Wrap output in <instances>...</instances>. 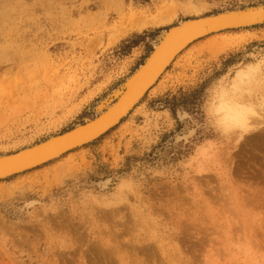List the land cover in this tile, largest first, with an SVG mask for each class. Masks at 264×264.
I'll use <instances>...</instances> for the list:
<instances>
[{
    "label": "rangeland",
    "instance_id": "obj_1",
    "mask_svg": "<svg viewBox=\"0 0 264 264\" xmlns=\"http://www.w3.org/2000/svg\"><path fill=\"white\" fill-rule=\"evenodd\" d=\"M257 6L0 0V155L97 116L169 28ZM263 93L264 20L193 40L114 126L0 178V264H264V129L219 109L263 120Z\"/></svg>",
    "mask_w": 264,
    "mask_h": 264
},
{
    "label": "bare ground",
    "instance_id": "obj_2",
    "mask_svg": "<svg viewBox=\"0 0 264 264\" xmlns=\"http://www.w3.org/2000/svg\"><path fill=\"white\" fill-rule=\"evenodd\" d=\"M169 18L170 15H167L164 18V20L167 22ZM262 20H264V6H257L252 8L250 7L245 8L242 10H229L220 13L219 15L189 19L179 23L178 25H175L174 27H171L168 31L164 32L162 38L155 45V48L148 56V58L144 61V63L126 80V82L123 84L122 90L118 89L114 91V94L117 97L115 98L116 99L115 101L108 104L107 106L105 105L106 107L102 109L97 116H95L89 121L84 122V124L82 123L80 125L75 126L74 129L71 128L67 131L59 133L57 135H53L43 141L38 142V143H43L48 141L49 139H54V140L60 139L70 135L71 133H80V131H82L83 129H90L92 127H98V126L100 127V125H102L101 129H98L91 137L84 139L83 141H80L79 143H76L74 145H68L67 147H64L65 149L63 148L60 151H57V153H55L54 155L47 157L45 159V162L58 157L59 155H61L62 153H64L69 149L80 146L86 142L91 141L92 139H95L96 137H98V135H101L102 132L104 133L110 127L118 123L120 118L123 115H125L126 112L134 105V103L141 97L144 90H146L152 83H154L158 79V77L164 71L165 67L171 62V60H173L193 40L204 36L203 34H205L210 30H216L218 26L231 25L234 23L237 24L241 22H244V24L247 25L255 21L259 22ZM137 27L139 28V25ZM245 76L246 74L240 71L235 74V78L243 79ZM245 92L247 91L245 90ZM238 94L239 93L237 92V95ZM246 98L247 97H245V99ZM219 109L223 110V120H224L223 123H225L227 126L231 124H234V126L235 124L239 126L240 131H238L239 132L238 136L242 135L244 132L248 130H252V132H254V130L256 129H258L259 131L261 129H264V127H262V124H264V119L258 120L255 118L256 116H260V115L255 116L256 106L255 104L251 103V101L243 100L239 103L237 101L235 102V99L234 100L229 99L223 101L219 106ZM262 111L264 113V109ZM262 117H264V115ZM241 131L244 132L242 133ZM256 134L258 133H255V135ZM259 134L256 135L255 138L257 137L263 139L261 134L260 135ZM255 138H253L252 140H254ZM38 143H35L31 146H34ZM31 146L24 147L17 151H21ZM17 151L0 155V157L13 154ZM37 164L40 165L43 163H37ZM7 176L9 175L3 177H7Z\"/></svg>",
    "mask_w": 264,
    "mask_h": 264
},
{
    "label": "water",
    "instance_id": "obj_3",
    "mask_svg": "<svg viewBox=\"0 0 264 264\" xmlns=\"http://www.w3.org/2000/svg\"><path fill=\"white\" fill-rule=\"evenodd\" d=\"M241 25H245L244 22L218 26L216 30L229 27H238ZM216 30H210L203 35ZM101 126L102 125H100V127L98 126L92 127L90 129H83L82 131H80V133H71L70 135L60 139H49L46 142L38 143L29 148L17 151L13 154L0 157V177L15 174L25 169H30L31 167H35L36 165H38L37 163H44L47 157L54 155L55 153H57V151H60L64 147H67L68 145H74L76 143H79L80 141H83L84 139L91 137L98 129H101Z\"/></svg>",
    "mask_w": 264,
    "mask_h": 264
},
{
    "label": "trees",
    "instance_id": "obj_4",
    "mask_svg": "<svg viewBox=\"0 0 264 264\" xmlns=\"http://www.w3.org/2000/svg\"><path fill=\"white\" fill-rule=\"evenodd\" d=\"M200 87L201 86H199V88H197V89H194L190 94H188V96H187L188 98H186L184 96L183 97H180L179 99H177L175 97H172L171 100H170V103H169L170 104L169 105L170 109L172 111H174L175 108L178 107V105H181V107L185 106V104H187L190 99H194L195 96H196V94L199 93ZM167 102H169V101H167Z\"/></svg>",
    "mask_w": 264,
    "mask_h": 264
},
{
    "label": "crops",
    "instance_id": "obj_5",
    "mask_svg": "<svg viewBox=\"0 0 264 264\" xmlns=\"http://www.w3.org/2000/svg\"><path fill=\"white\" fill-rule=\"evenodd\" d=\"M169 29H170V28H169ZM169 29H168V30H169ZM168 30H167V31H168ZM163 34H164V33H163Z\"/></svg>",
    "mask_w": 264,
    "mask_h": 264
}]
</instances>
